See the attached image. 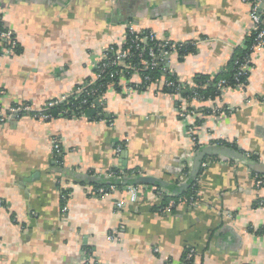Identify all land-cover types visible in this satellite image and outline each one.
I'll return each mask as SVG.
<instances>
[{
  "label": "crops",
  "instance_id": "0c3cea01",
  "mask_svg": "<svg viewBox=\"0 0 264 264\" xmlns=\"http://www.w3.org/2000/svg\"><path fill=\"white\" fill-rule=\"evenodd\" d=\"M249 2L0 0L3 24L19 49L7 52L0 43V116L13 105L37 109L73 93L93 76L102 51L121 44L129 23L162 41L197 43L193 53L172 55L167 65L189 87L201 77L218 78L248 37ZM251 61L247 85L213 101L188 105L155 85L125 95L108 89L103 113L109 124L77 117L0 122V264H181L186 249L195 250V264H264V208L256 204L264 201V184L256 188L250 167L264 166V51L253 52ZM178 101L183 111L194 109L185 120L178 118ZM214 108L221 112H205ZM186 124L195 126L200 149L223 141L254 157L207 158L196 207L160 214L156 186L142 185L130 202L126 189L101 197L80 183L81 176L102 177L114 168L184 183L197 152ZM112 233L117 239L110 241Z\"/></svg>",
  "mask_w": 264,
  "mask_h": 264
},
{
  "label": "built area",
  "instance_id": "2783aa9c",
  "mask_svg": "<svg viewBox=\"0 0 264 264\" xmlns=\"http://www.w3.org/2000/svg\"><path fill=\"white\" fill-rule=\"evenodd\" d=\"M250 10H249V19L251 21V27L250 32L248 36H253V41L251 43V46L249 48V54L245 56L241 62H237V69L235 73V81L238 84V88H244V84L246 83V79L249 77L251 69H252V61H251V54L253 52H263L264 51V27H261V24L264 23V0H250L249 2ZM141 32L136 30L134 25L127 24L125 33L123 34L121 44L115 45L117 49H113L112 47L108 46L106 47L99 59L94 63L93 69L94 73L90 80H88L86 83L82 84L79 88H77L73 93H70L68 95H63L60 99L49 101L42 105L40 108H33L28 104H17L9 107L6 110V113L4 116H0V122H4L9 119H18L21 117H29L34 120L40 121V122H46L50 119L49 112L54 107L64 103L67 99L70 97H80L82 96L83 101L82 103L84 105H87V111L94 110V119L96 120H104L102 118V114L98 112V109L103 107L104 105V94L99 97H94L96 90L93 89L94 85L97 82H102L106 79L107 71L109 69H114L116 67V70L114 73L110 74V77L115 75L119 80L117 82V85L121 89L122 95L128 94L129 92H134L133 88L128 87L126 80L124 77H131V79L135 76L139 77L136 74L130 73L128 70L131 68L128 61L129 59L135 55L141 62L142 65H145L149 67L150 69H154L160 64L165 63L168 65L169 59L172 55H177V48L180 45H183L184 43H176L171 41H162L159 40L154 32H150L146 35H140ZM0 43L4 44L6 47L7 52H15L17 49V42L14 36V33L12 30L6 28L2 21L1 11H0ZM194 43V42H193ZM195 45L197 43H194ZM132 49H134V53L132 52ZM134 69V68H132ZM134 73V72H133ZM140 78V77H139ZM243 78L244 81L241 82L240 79ZM145 80H149L147 77H145ZM141 81V80H140ZM162 84L166 85L167 87H170L172 83L170 82H162ZM107 86H109L108 89H113L115 87V84H111L107 82ZM217 87L221 91H225L226 82L224 80H221L218 82ZM3 93L1 92L0 95ZM166 95V94H164ZM86 96L92 97V100H86L84 99ZM183 111V109H181ZM213 114H219L221 111L218 108H214ZM85 113L83 114L82 118L89 119V117L85 116ZM187 112L183 111L181 114L182 120H185L186 117H188ZM187 135L190 137L192 142L194 143L196 141L195 139V126L193 124L187 125L185 127ZM128 139H125L123 142H121L117 147H115V155L118 156L121 154L124 150L123 148L127 147ZM217 145V144H216ZM52 148L56 155L60 154V146L55 141V139L52 141ZM247 158H249V154H245ZM206 164L202 163V168L204 169ZM141 173L139 175L135 176H141ZM93 175V174H92ZM114 173L108 171L105 173L102 177L105 179H110L111 177H114ZM132 176V175H131ZM254 183L256 188H261L264 184L263 178L260 176L255 175L254 176ZM86 188L90 190V192L93 195H98L101 197H105L111 193H114L117 191L116 187L111 185L109 186L108 190H105L104 188H97L93 189L88 184L85 185ZM144 188L142 185H128L124 189L129 193L130 202H135L137 200L139 192ZM155 196L159 199L166 198L167 202L162 207H159L157 212L160 214H168L172 211L173 208H175L178 205H184L188 208H194L197 205L196 198L191 196L187 198H179L177 200L173 199V195L168 193L167 191L157 188L155 189ZM61 198L66 202V197L61 195ZM124 203L119 201L116 203L117 209H122L124 207ZM257 205L259 207L264 208V201L259 200L257 201ZM0 206H2V203L0 201ZM66 208L65 205L62 208V212L65 213ZM117 237L114 233L108 236V240H116ZM195 257V251L193 249H190L184 258V262L188 264H195L194 262ZM192 261V263H191Z\"/></svg>",
  "mask_w": 264,
  "mask_h": 264
},
{
  "label": "trees",
  "instance_id": "16d2710c",
  "mask_svg": "<svg viewBox=\"0 0 264 264\" xmlns=\"http://www.w3.org/2000/svg\"><path fill=\"white\" fill-rule=\"evenodd\" d=\"M263 22H264V20H263ZM261 27L262 28L264 27V23L261 24ZM140 32H141L140 35H146V34L150 33L151 31L150 30H141ZM253 36L252 35L248 36L246 38V40L243 42V44L241 45V47H239V49L236 50V53L231 60L230 69L228 72L222 74L218 78L201 77L198 80H196V84L193 88L189 87L188 84L181 82L178 79V77L173 73V71L170 70V68L165 63L160 64V66H158L154 69H150L149 67L142 65L140 60L135 55H133L128 61L129 65L131 66V68L128 71L132 74L138 75L140 77L141 81L139 84H135V83L131 82V77L130 78L124 77V79L126 80V83L128 84L127 86L130 88H133V90L136 92L141 93V92L145 91L151 85H155V87L158 88V92H160L162 94L170 95V96L171 95L177 96V97H179L180 100H182L184 103H186L188 105L194 103L195 101L196 102H206V101H210V100L213 101L215 97L220 96L221 93L223 92V91L219 90L217 87V84L219 81L224 80L226 82V87H225L226 89L225 90H228L231 88H238V84L234 80L235 79L234 76H235L236 69H237L236 63L241 62L242 59L249 54V48H250L251 43L253 41ZM110 47H112L113 49H117V47L115 45H111ZM195 49H196V45L193 42H185L183 45H180L177 48V55L180 59H183L187 55L193 53ZM18 50L19 49L17 47L16 52H18ZM132 52H133V54H135L134 49H132ZM251 66H253V65H251ZM132 68H134V69H132ZM115 70H116V67L114 69H109L107 71L106 79L102 82H97L93 86L94 87L93 89L96 90V93L94 95L95 98L102 96L106 92V90H108L109 86H107V82H109L111 84H115L114 91L117 93H121V89L117 85V82L119 79L115 75L110 77V74L114 73ZM93 73H94V69H93ZM145 77H147L149 80H145ZM90 79H88V80H90ZM247 80H248V78L246 79V83L244 84V86L247 85V83H248ZM87 81H85L84 83H86ZM240 81L243 82L244 79L241 78ZM162 82H167V83L170 82V83H172V85L170 87H167L166 85L162 84ZM82 98H83L82 96L76 97V98L70 97L64 103L54 107L49 112L50 119H53L56 117L82 118L83 114L87 110V105H84L82 103V101H83ZM91 98H92L91 96H90V99L88 96H86L84 99H86L88 101V100H92ZM24 104H27V103H24ZM181 106H182L181 101H178L177 111H178V118L179 119H182L181 114L183 113V111H181ZM103 108H104V106L99 108L98 112L102 114V118L105 121H108V124H109L110 121L107 118H105L104 113H103ZM185 112L194 113V109L191 108V106H189L188 108H186ZM205 112L213 114V111L212 110L210 111L209 109H205ZM94 118H95L94 116L89 117L90 120H94ZM49 120H47V121H49ZM197 122L198 121H196L194 124L197 125L198 124ZM194 136L196 139V141L194 142V144H195L194 150L198 151V150H200V146L197 145V136L196 135H194ZM119 144L120 143H118L117 145H119ZM215 144L221 145L224 147H228V148L229 147L234 148V146H232L228 143H225L223 141H218ZM117 145H116V147H117ZM125 149L126 148H123V150H125ZM240 152L243 153V151H240ZM243 154L245 155L246 153H243ZM206 159L207 158L204 159V161H203L204 163H205ZM248 159L253 160L254 157H252L250 155ZM202 170H203V168H201L200 174H201ZM110 172L115 174L114 177H111L110 179H105L103 177L97 176L99 178V180L97 182L88 183L87 181H80V183L83 185L88 184L93 189L104 188L105 190H108L109 186L113 185L116 187L117 190H121V189H124L126 186H128V185L123 184L124 180H131L132 178H135V176L139 175V173H140L137 169H120V168H114V169L110 170ZM200 174H199V176H200ZM89 175H92V173H89ZM184 175H185V178L188 177V168L187 167L184 170ZM255 175L262 177L260 174H254V176ZM199 176L195 180H193L191 182L189 188L186 189L185 191H183L182 193L173 194L168 190H165V191L172 194L173 199H175V200H177L179 198H187V197H191V196L197 198ZM156 188H160V187L156 186ZM68 192H69V190L61 191V195L66 197ZM96 196H98V195H96ZM66 200H67V198H66ZM61 202H62V206H64L65 201L62 198H61ZM166 202H167L166 198H161L160 204L157 206L156 210H158L159 207H162L163 205H165ZM175 208H173L172 211ZM249 231L250 232L251 231L256 232V231H253L252 228H250ZM189 250L190 249L185 250L181 264H188V263L184 262V258H185L186 253ZM85 251H86V257H87L88 253L90 252V248L86 247ZM195 255H196V252H195ZM191 263H192V261H191ZM86 264H89V263H86Z\"/></svg>",
  "mask_w": 264,
  "mask_h": 264
},
{
  "label": "water",
  "instance_id": "95a60500",
  "mask_svg": "<svg viewBox=\"0 0 264 264\" xmlns=\"http://www.w3.org/2000/svg\"><path fill=\"white\" fill-rule=\"evenodd\" d=\"M95 111L90 110L85 113L86 117H91L94 116ZM226 156L230 158L231 160L234 161H241V160H247L248 158L241 153L240 151H236L232 148L224 147L221 145H213V146H208V147H203L197 152H195L194 158H193V163L190 168V171L188 173V177L186 178L185 182L178 185L174 186L171 185L163 180L146 176V175H141L135 178H132L131 180H124L123 184L124 185H152V186H158L161 189L168 190L173 194H179L185 191L186 189L189 188L191 182L195 180L201 171V166L205 158H215L217 156ZM124 156V154H123ZM251 169L254 170L257 174H264V166L259 165V164H252L250 165ZM85 181L88 183H93L97 182L99 178L94 175H84L81 176Z\"/></svg>",
  "mask_w": 264,
  "mask_h": 264
}]
</instances>
